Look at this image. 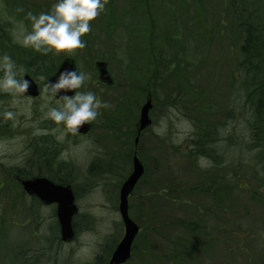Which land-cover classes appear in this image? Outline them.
Segmentation results:
<instances>
[{"label": "rangeland", "instance_id": "rangeland-1", "mask_svg": "<svg viewBox=\"0 0 264 264\" xmlns=\"http://www.w3.org/2000/svg\"><path fill=\"white\" fill-rule=\"evenodd\" d=\"M53 3L55 0H0V51L8 43L1 41L6 34L23 45V30L30 29L27 13L49 11ZM261 4L264 10L263 0ZM228 5L229 0H107L105 9L90 21L91 31L81 37L85 47L48 52L46 59L27 57L32 62L28 68L32 77L41 83L46 79L41 68L49 71L50 65L58 66L65 57L89 75L82 90L93 91L107 105L93 120L92 138L99 135L100 142L94 146L91 138H78L65 147L68 154L84 162L82 166L95 151L105 152L112 169L95 170V174L101 171L99 176L107 175L100 184L72 186L79 205L73 218L78 233L72 242L56 238L54 206L19 213L31 201L21 196L17 186L1 185L0 264H107L105 258L123 225L117 197L130 171L135 137L136 154L145 171L128 199V212L137 225L154 229L158 246L154 264H263L264 186H258L264 184L263 146L246 145L252 142L253 101L245 99L237 80L241 37ZM11 57L17 67L25 68L24 56L13 53ZM96 60L107 61L113 86L99 83ZM147 99L152 103L149 116L153 126L151 132L137 136L134 121L139 120ZM53 105L54 100L46 105L41 96L20 98L13 107L12 95L0 92V112L10 109L16 113L14 120L4 119L6 125L0 126V162L26 164L28 169L36 165L40 159L34 151L36 137L64 134L62 124L45 118L47 107ZM260 137L264 141V133ZM106 160L99 157L98 163L106 164ZM172 177L173 188L177 181L195 183L200 177H213L210 179L221 183L219 231H213L212 205L207 207L209 215L204 221L198 220L203 215L197 211L206 205L200 198L188 197L186 214L178 212L177 206L170 207L166 195L171 191L166 193L165 188ZM255 191L258 195L252 199ZM177 196L181 198L182 192H173V198ZM178 206L183 209L182 202ZM193 222L205 224V232ZM206 232L210 237L219 236L218 258L215 260L212 250L202 254L195 248L198 257L188 249L181 259L176 242L210 241L203 236ZM168 240L173 242L171 252L177 261L167 263ZM212 245L213 241L211 249ZM207 254L209 263L201 260Z\"/></svg>", "mask_w": 264, "mask_h": 264}, {"label": "flooded vegetation", "instance_id": "flooded-vegetation-1", "mask_svg": "<svg viewBox=\"0 0 264 264\" xmlns=\"http://www.w3.org/2000/svg\"><path fill=\"white\" fill-rule=\"evenodd\" d=\"M5 37H7V34L4 35V37H1L2 38L1 41L3 43H5L7 41L9 44L5 43L6 48L0 52H4L5 54H8L9 56H11V54H13V53L18 54L19 56H27L28 53H30V55H33V51L29 47H25L21 44H16L13 40L10 39V37H7V38H5ZM4 38H5V40H4ZM103 62L106 64V69H107V72L109 73L107 61H103ZM50 66H51V68L49 69L47 76L45 74H43V75L41 74L42 76H46L44 83L46 82V80L48 79L49 76L54 75L57 71L58 66H56V67H54L53 65H50ZM37 69H39V67H37ZM96 71H97L98 81L102 86L106 87V86H113L114 85V79L112 78L110 73H109V75L111 77L110 81L102 82L99 79V74H98L97 69H96ZM32 78H33L34 82L36 83V89H37L38 94L35 97L28 95V96L22 97L21 99L35 100V99H38L42 96V87H43L44 83L37 81L34 77H32ZM74 91L75 90H73V93H74ZM148 116H149V113H148ZM149 119H150L149 125L147 127H145L143 130L138 129V125H139L138 120L135 119L134 126H133L135 135L141 136L144 134V132H151V127L153 126V121L150 118V116H149ZM87 123L89 125V128H88V131L86 133H82V132H78L76 134L69 133V132H67V129L62 124V127L64 128L63 129L64 134H62V135H56V134L51 135V134L43 133L41 136H37L36 142L33 145L35 147L34 151H38L40 159L38 160L36 165L34 164L33 168L28 169L26 164H22L20 166H6L2 162H0V187L3 184L8 185V188L10 186H17V188L20 191L21 196L25 200L31 201V206L30 207H28V205L23 206L19 210V213L20 212L26 213V211H27V213L28 212H34L33 210L36 206H41V207L42 206H46V207L54 206V211H56L55 203L44 204L37 196L27 193V191H25L22 187L23 181L33 179L34 177H39V178L48 179L54 184L69 185L71 190H72V193L74 195V202L77 206V213L74 216V217H76L78 212H79V205L76 202L77 191L74 190L72 188V186L74 184H77V185L92 184L93 181H97V182L99 181L98 183L100 184L101 181L105 177H107V175L106 176H99L101 171L98 174L94 173L95 170H97L98 168H102V170L108 171V172L112 169V166H107V162H108L109 158L107 157L105 152L95 151L94 155L89 157V160L85 163L84 166H82L84 164V162L81 164V162L78 161L76 157L74 158L73 156H71L70 154L67 153V149H66L65 145H67L70 142L76 141L78 138L79 139L91 138L94 146H96V143L100 142L99 137H101V136L97 135L98 136L97 138H92V136L93 137L95 136L93 134V132H94L93 121H91L90 123L89 122H87ZM120 123H124V119ZM4 125H6V123H4V118H2L1 122H0V126H4ZM123 128L124 127H122V129ZM102 137H103V135H102ZM137 142H138V138L135 137V139H134L135 150H133L132 156H130L131 161L129 160V162H130L129 174H130V172L132 170V166H133V161H132L133 157L137 156V154H136V148H137L136 143ZM127 156H128V154H127ZM99 157L107 158L106 164H99L98 163ZM137 158H138V156H137ZM138 159L141 162V164L143 165V172H144L145 171L144 164L140 158H138ZM172 162H173V160H171V162L169 164H172ZM168 165L166 164V167ZM117 167L119 169V166H117ZM210 178H213V177H209V178L208 177H200L197 179L198 182H195V183L194 182H187L186 184H183V183H180L177 181V183H178L177 186L175 188H173V185L171 186V182H172V180H175V178L172 177L170 179L171 181L166 183V188H165L166 193L168 190L171 191L170 196L166 195V199H167L170 207L177 206L178 212L183 210L184 214L187 213L188 208L190 206V199H188V197L200 198V199L204 200V202L206 203L204 208L200 209L199 206H196L200 210V211L196 210L197 215H199V213H202V215H203L202 217H199L198 220L201 222L204 221V216L209 215V213H208L209 210L207 207L212 205V217H213V225H214L213 231H219V229H220L219 200H220V195H221V183H219V181L217 179L212 180ZM137 183H136V185H137ZM229 187H230V184H229ZM178 191L182 192L181 198H178L179 196H177L176 198H173V192H178ZM148 193H150V191ZM3 195L7 196V197L10 196L9 194L8 195L3 194ZM118 197H119V194H118ZM178 202H182V208L183 209H181L178 206ZM128 208H129V205H128ZM117 210H118V202H117ZM180 213H182V212H180ZM172 221L173 220H171L170 225H173ZM181 221L184 223L183 220H178L176 222H181ZM216 221H217V223H216ZM72 222H73V230H74V238H73V240H74L76 237V234L78 233V228H76L74 225V222H75L74 219ZM193 224H194L193 225L194 227L197 226L200 230L205 232V224L201 223V225H199L196 222L195 223L193 222ZM182 226H184L186 228V226H188V225L185 222ZM137 227H138L137 233L135 234V237H134V239L131 243V246H130L129 257L126 261H124L123 263H120V264H127L131 260L135 264H145L147 261H149V264H154L153 262L156 259V257H155L156 256V250L158 248L156 240H155L154 229L151 226L137 225ZM57 230H59L58 225H57ZM207 232H209V231H207ZM207 232L204 233L203 236H205V234H206L207 238H210V241L197 242L194 244V242H188V241L181 239V240H178L176 242L177 245L175 244V248H177L179 250L178 254H180V256L182 257L181 259H184L183 255L187 252L188 249H190L191 255L198 257L197 253L194 251L195 248H198L202 254H205L206 251L212 250L213 255L215 257V260L218 258L215 254H218L219 243H220L219 236L216 237L215 235H213L210 237V235ZM119 235H120V237H119L117 243L113 246V248L109 251L107 257L105 258V261L107 260L106 261L107 264H109V261L111 259V255H112L115 247L117 246V244L119 243V241L121 240V238L124 235V226L123 225L121 226L120 232H118V236ZM56 238L60 240L59 231H58ZM72 241H70V242H72ZM211 241H213L212 249L210 246ZM167 245H168V249L170 250V252L166 255V258H167L166 262L168 263L169 260L172 262L175 260L177 261L176 256H172V252H171V248L173 247V242L168 240ZM208 256H209V254L204 255L203 257H201V260L206 259L208 262L209 261ZM196 260L198 261V258H191V261H196ZM263 264H264V261H263Z\"/></svg>", "mask_w": 264, "mask_h": 264}, {"label": "clouds", "instance_id": "clouds-1", "mask_svg": "<svg viewBox=\"0 0 264 264\" xmlns=\"http://www.w3.org/2000/svg\"><path fill=\"white\" fill-rule=\"evenodd\" d=\"M107 0H55L49 11L28 12L30 29L23 30L21 43L42 53L72 51L86 46L81 37L91 31L90 21L104 9ZM26 70L17 67L8 54L0 55V92L10 93L13 107L20 103L30 85L25 79ZM89 75L74 69L60 71L55 82L46 81L42 87V97L48 106L45 118L56 124H63L67 132L76 134L79 126L97 118L100 109L106 107L91 90H82ZM65 94L58 97V92ZM66 90H75L68 95ZM5 120H14L16 113L10 109L0 112Z\"/></svg>", "mask_w": 264, "mask_h": 264}, {"label": "water", "instance_id": "water-1", "mask_svg": "<svg viewBox=\"0 0 264 264\" xmlns=\"http://www.w3.org/2000/svg\"><path fill=\"white\" fill-rule=\"evenodd\" d=\"M95 66L98 70L99 79L102 82L110 81L108 77L105 64L103 62H96ZM74 63L71 59H65L60 64L56 74L51 76L47 81L55 82L59 76L60 71L64 69H74ZM25 79L30 81L26 95L36 96V85L30 77L25 75ZM68 95H72L73 90H66ZM65 94V90L58 92V97ZM25 95V96H26ZM151 101L148 99L140 109L139 126L142 130L150 123L148 111L151 108ZM89 125L87 122L79 126V132L86 133ZM132 171L128 177L123 181L119 189V203L118 210L121 221L124 226V235L117 244L115 250L111 255L109 264H120L126 261L129 257L130 246L137 233V225L132 221L128 215V195L132 192L135 184L143 173V166L136 156L133 157ZM23 187L27 193L37 196L44 204H56V218L59 226L60 239L62 241H71L74 236L72 227V217L77 213V207L74 203V195L69 185L54 184L45 178L35 177L30 180L23 181Z\"/></svg>", "mask_w": 264, "mask_h": 264}, {"label": "trees", "instance_id": "trees-1", "mask_svg": "<svg viewBox=\"0 0 264 264\" xmlns=\"http://www.w3.org/2000/svg\"><path fill=\"white\" fill-rule=\"evenodd\" d=\"M261 1L229 0L228 6L235 15L234 22L241 37L240 45L237 48L239 74L237 80L245 92V99L253 101L251 107L254 117L249 131L252 142L246 145L251 148L263 146L262 153L264 155V145H262L264 141L260 137L264 133V10L260 8ZM39 54L46 55L45 53ZM28 56H31L30 53L24 56L23 65L26 71L31 72V69L28 68L32 62L27 60ZM46 69H41L40 74H47ZM258 186H264V184L261 183ZM256 194L258 195L257 191L253 193V198Z\"/></svg>", "mask_w": 264, "mask_h": 264}]
</instances>
